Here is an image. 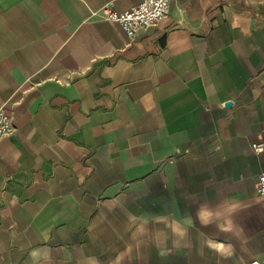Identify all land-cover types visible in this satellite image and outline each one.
Listing matches in <instances>:
<instances>
[{"label":"crops","instance_id":"1","mask_svg":"<svg viewBox=\"0 0 264 264\" xmlns=\"http://www.w3.org/2000/svg\"><path fill=\"white\" fill-rule=\"evenodd\" d=\"M0 0V264H264V0Z\"/></svg>","mask_w":264,"mask_h":264},{"label":"built area","instance_id":"2","mask_svg":"<svg viewBox=\"0 0 264 264\" xmlns=\"http://www.w3.org/2000/svg\"><path fill=\"white\" fill-rule=\"evenodd\" d=\"M171 0H142L139 4L128 10L119 12L106 6L102 9L101 14L107 20L119 23L126 34L133 38L142 30L154 26L163 19L170 8ZM16 130L13 116L0 105V141ZM256 152L264 151V144H254ZM259 192L264 195V172L259 177ZM255 264H260L255 262Z\"/></svg>","mask_w":264,"mask_h":264}]
</instances>
